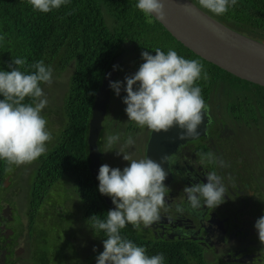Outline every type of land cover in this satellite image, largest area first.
<instances>
[{"label":"trees","instance_id":"trees-1","mask_svg":"<svg viewBox=\"0 0 264 264\" xmlns=\"http://www.w3.org/2000/svg\"><path fill=\"white\" fill-rule=\"evenodd\" d=\"M191 1L201 8L198 0ZM136 3L137 0H70L69 4L59 10L41 13L34 11L27 0H0V36L4 37L0 40V70L11 71L8 64L14 58L26 59L27 64L20 70L28 72L33 71L28 66L40 60L61 73L73 65L70 90L65 98L68 123L57 144L50 145L48 154L40 157L36 167L29 173L25 214L27 223L24 224L22 218L21 231L15 227L18 235H28L29 255L33 251L38 264H53L55 249L58 246L60 249L66 248L67 238L74 241L78 238L77 234H66L57 221L55 223L57 217L53 216L61 217L58 214H62L63 209L46 199L48 191L57 187L63 179H75L76 194L83 207L81 214L85 230L91 229L92 235L103 241L107 238L103 232L95 235L91 221H88L94 214L99 215L100 219H106V213L111 209L105 205L98 182L88 169L90 160L87 140L96 93L117 56L126 51L128 53L125 61L119 64V77L128 69L134 73L138 71L144 63L141 55L143 51L155 55L156 48L165 53L173 49L186 59L198 60L209 74L208 81L201 79L197 85L201 87L202 96L211 109H214L213 95L217 92V84L222 83L230 90L239 87L235 91L236 103L229 105V110L237 119H244L249 113L253 115L264 112V87L240 79L201 58L172 36L156 18H153L152 24H148L143 13L135 8ZM202 10L233 30L264 43V0H238L236 6L230 7L221 16ZM227 95L231 97L229 93ZM0 99L3 97L0 96ZM28 102L30 99L26 98L25 103ZM109 109L110 105L104 122L105 129L109 123L115 125L122 120L121 117H113ZM129 129H135V123ZM104 135L102 133L101 139ZM99 147L102 151L101 141ZM12 173L5 172V163L0 161V197L4 195L0 199V211L3 207L1 202L10 190L4 184ZM6 202L13 207L14 217H18L12 199ZM49 215L52 217L50 225L47 221L51 218ZM59 228L60 231H56ZM121 235L144 247L147 255L162 253L164 264H175L176 255L169 247H148L143 235L131 224L121 230ZM38 239L39 245L36 244ZM60 239L64 244L60 243ZM2 249L4 247L0 244V253ZM76 260L81 262L78 255Z\"/></svg>","mask_w":264,"mask_h":264},{"label":"clouds","instance_id":"clouds-1","mask_svg":"<svg viewBox=\"0 0 264 264\" xmlns=\"http://www.w3.org/2000/svg\"><path fill=\"white\" fill-rule=\"evenodd\" d=\"M27 2L34 11L49 13L69 4L70 0ZM198 3L202 9L221 16L236 6L238 0H198ZM135 8L143 13L148 24L153 23V18L165 17L163 0H137ZM2 39L4 37L0 36ZM154 51L155 55L143 51L144 63L138 71L126 76L125 81H110V88L118 97L122 89L126 92L123 97L125 112L137 127L160 133L178 126L182 130L179 139L198 136V128L210 106L197 81H208L209 74L198 60L186 59L173 49L167 53L160 48ZM26 64V59L14 58L8 64L11 71L0 70V96L3 97L0 99V161H4L5 172L9 173L37 161L47 153V144L53 140L48 121L41 114L48 105L41 84L50 86L53 83V69L40 60L28 66L33 71H21ZM26 98L30 102L25 103ZM120 139L119 133L108 135L105 147L111 149ZM134 145L135 139L129 134L123 147ZM117 155L129 161V166L121 170L104 162L97 176L99 192L109 196L115 208L106 213V219L94 214L88 220L95 235L103 232L107 237L103 241V252L96 258L97 264H164L162 253L147 255L144 247L123 237L121 230L131 224L137 232H142L159 221L162 212L168 211L169 187L165 184L168 173L162 163L171 164V156H163L158 163L149 157L134 159L122 149ZM197 156L201 165L228 166L225 161H218L212 152L197 153ZM206 177L207 183H194L183 189L187 206L193 211H201L205 206L215 209L224 202L226 188L222 177L216 171L207 172ZM176 211L182 213L184 209L178 205ZM254 227L259 241L264 244V216L258 218Z\"/></svg>","mask_w":264,"mask_h":264},{"label":"flooded vegetation","instance_id":"flooded-vegetation-1","mask_svg":"<svg viewBox=\"0 0 264 264\" xmlns=\"http://www.w3.org/2000/svg\"><path fill=\"white\" fill-rule=\"evenodd\" d=\"M218 110V105L210 108V118L203 136L181 144L169 155L171 164L167 163L168 176L165 181L169 187L166 198L168 211L162 212L159 221L140 233L148 247H169L176 255L175 264H264V244L259 241L258 231L254 227L258 218L264 216V174L256 168L261 159L260 153L252 142L245 140L241 131H237V124L240 125L244 119H237L229 106L228 116H221ZM103 127L101 135L105 133L104 136L109 127L117 128L116 124L111 123L106 129L105 123ZM141 131L147 132L146 158L152 131L147 128ZM129 134L133 135L127 133V136ZM101 135L99 142L105 139H101ZM201 152L214 153L218 161L223 160L228 166L220 167L218 163L201 165L197 156ZM209 171H216L222 177L226 188L224 202L215 209L205 206L201 211H193L187 206L183 189L194 183H207L206 173ZM178 205L183 207L182 213L176 211ZM14 216L12 207L11 220L0 218V244L4 247L0 253L1 264L2 256H5V264H19L22 262L20 255L27 249L25 243H28L29 237L27 234H17V219ZM72 248H76L75 245Z\"/></svg>","mask_w":264,"mask_h":264},{"label":"rangeland","instance_id":"rangeland-1","mask_svg":"<svg viewBox=\"0 0 264 264\" xmlns=\"http://www.w3.org/2000/svg\"><path fill=\"white\" fill-rule=\"evenodd\" d=\"M72 67L73 65H70L69 69L65 73H61L60 71L53 69V83L50 86L47 84H44L42 86L46 98L48 99V105L45 107V109L42 110L41 114L48 121L47 127L49 128V130H51L53 135V140L47 144V148H49L52 144H57L58 138L62 136L64 129L66 128V125L68 123L65 98L70 90L69 84ZM132 74H134L133 70L128 69L126 72H123L121 76L119 75V79H116V81H125V77ZM216 89L217 92L213 95V103L214 105H218V112L221 116H228V106L234 100L235 101L233 103H236L237 100L235 91H238L239 87L235 86V89L233 88L230 90L229 88H225V84L218 83ZM228 93L231 95V97L227 95ZM124 96H126V92L123 91V89L121 90V94L119 97L116 96L115 92L112 90L109 111H112L113 117H121L122 120H119V122L115 123L118 128L115 127V129H111L109 127L108 133L106 136H104V141H102L104 162H106V164H108L112 168L119 167L121 170H123L124 167L129 166L130 162L125 161L122 155H117V151L122 149L124 152L132 154V157L134 159L144 158L145 146L147 143L146 131H141V128L139 127H137L136 129H129L130 125H132L134 122L131 121L128 124L129 120L127 119L129 118L125 112L126 106L123 103ZM250 114L251 113H249L244 118L240 125L237 124V131H241L245 136V140L249 143L252 142L254 144V147L257 148V151L260 153L261 159L256 168L260 170L262 174H264V112H261L260 114ZM116 129H118L117 133L121 134V139L117 144L113 145L111 149H107L105 147L106 137L108 135H114ZM125 131L127 133H133L132 136L135 139V145L130 148L123 147L124 142L127 138V133ZM48 152L49 151H47V153L45 155H42L41 157L46 156ZM38 161L39 159L30 165H24L19 168H14V171L9 178V183H6V188H10V190L6 192V198L5 200H2L1 204L6 207L7 205H9L6 200L9 198L12 199L17 212L16 214L19 217H16L17 220L15 221L16 226L19 227V231H21L20 225L22 224V218L24 219V224L27 223L25 214L27 210L26 198L29 173L36 167V163ZM262 186L264 188V182H262ZM262 194L264 196V191L262 192ZM2 197H4V195H1L0 199ZM46 199L52 204L61 206L63 209L62 214H58L61 217L57 215L53 216L57 217L55 223L57 221L58 226L62 230H64L66 234L70 236L73 234H77L78 237L76 241L68 238L65 239L66 248L60 249L58 246V248L55 249L56 256L55 258H53V264H97L96 258L104 250L103 240L92 235L93 231L91 229L89 230V228H87L85 230L84 228L81 214V212L83 211V207L81 204V199L76 194L75 179H63L57 187H53L48 191V196ZM51 220L52 217L47 219L49 225L51 224ZM60 228L56 231H60ZM60 243L64 244V241L60 239ZM36 244L39 245V239L36 241ZM72 244L75 245L76 248H72ZM25 247L27 249L20 255L22 262H20L19 264H28L23 262L28 259L29 264H38V261L33 257V251H31L29 255L28 246L26 245ZM51 250L54 251V249ZM76 255L81 258V262H78V260H76ZM67 260H70V263H68Z\"/></svg>","mask_w":264,"mask_h":264},{"label":"water","instance_id":"water-1","mask_svg":"<svg viewBox=\"0 0 264 264\" xmlns=\"http://www.w3.org/2000/svg\"><path fill=\"white\" fill-rule=\"evenodd\" d=\"M165 3V17L157 19L178 41L192 50L201 58L211 62L234 76L264 87V43L246 36L199 8L191 0H163ZM128 53L123 52L114 59L112 67L106 71L104 79L96 93L89 121L88 147L89 166L91 175L98 182L97 176L101 165L104 164L103 153L99 147L103 124L111 103L110 81L118 76L119 64L125 61ZM114 66H118L115 67ZM210 118L209 111L205 113L204 122L198 128L199 135L179 139L181 129L173 127L168 132H151L147 144L146 157L161 163V158L172 154L178 146L203 136ZM167 172V163H162ZM9 179L4 186L7 187ZM105 204L114 209L115 205L109 196L102 195ZM1 217L12 219V207L3 208ZM13 233L12 230H9ZM4 255V254H3ZM2 256V264H5Z\"/></svg>","mask_w":264,"mask_h":264}]
</instances>
